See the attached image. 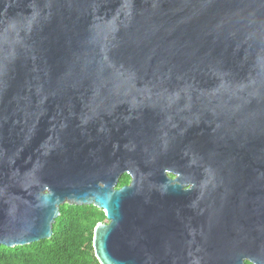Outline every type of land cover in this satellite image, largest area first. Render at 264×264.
I'll return each instance as SVG.
<instances>
[{
	"label": "water",
	"instance_id": "1",
	"mask_svg": "<svg viewBox=\"0 0 264 264\" xmlns=\"http://www.w3.org/2000/svg\"><path fill=\"white\" fill-rule=\"evenodd\" d=\"M64 203L101 264H264V0H0V245Z\"/></svg>",
	"mask_w": 264,
	"mask_h": 264
},
{
	"label": "trees",
	"instance_id": "2",
	"mask_svg": "<svg viewBox=\"0 0 264 264\" xmlns=\"http://www.w3.org/2000/svg\"><path fill=\"white\" fill-rule=\"evenodd\" d=\"M129 180L124 173L118 186ZM100 220H107L105 212L94 204L64 203L50 238L14 246L1 244L0 264H101L93 246L94 228Z\"/></svg>",
	"mask_w": 264,
	"mask_h": 264
},
{
	"label": "flooded vegetation",
	"instance_id": "3",
	"mask_svg": "<svg viewBox=\"0 0 264 264\" xmlns=\"http://www.w3.org/2000/svg\"><path fill=\"white\" fill-rule=\"evenodd\" d=\"M129 181H130V180H129ZM129 181H128V182H129ZM128 182H127V183H128Z\"/></svg>",
	"mask_w": 264,
	"mask_h": 264
}]
</instances>
